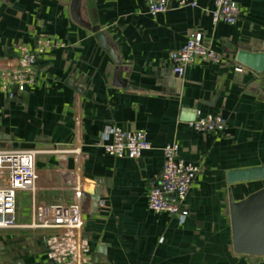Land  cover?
<instances>
[{
    "label": "crops",
    "instance_id": "0c3cea01",
    "mask_svg": "<svg viewBox=\"0 0 264 264\" xmlns=\"http://www.w3.org/2000/svg\"><path fill=\"white\" fill-rule=\"evenodd\" d=\"M191 1L151 15L144 0H82L87 27L73 19L72 0H0V59L48 42L34 86L14 88L13 99L0 89V149L39 150L34 196L17 193L19 221L30 220L35 204H80L91 257H50L52 235L66 230L13 228L0 229V264H264V255L234 251L230 217V196L242 200L264 180L227 182L230 170L264 165V72L236 60L239 49L264 50V0H236L233 25L213 23L215 0ZM193 32L222 59L194 62L180 77L169 53ZM199 112L220 113L226 130L197 132L187 118ZM114 126L145 130L151 148L138 158L107 154L100 142ZM172 141L201 168L183 219L148 207L150 180ZM60 167L68 172L58 175Z\"/></svg>",
    "mask_w": 264,
    "mask_h": 264
},
{
    "label": "built area",
    "instance_id": "2783aa9c",
    "mask_svg": "<svg viewBox=\"0 0 264 264\" xmlns=\"http://www.w3.org/2000/svg\"><path fill=\"white\" fill-rule=\"evenodd\" d=\"M151 15L166 11L169 6H194L191 0H144ZM240 5L236 0H215L212 12L213 23L223 21L233 25L237 22ZM48 42L37 49L25 44L18 46L17 55L13 58L0 59V89L6 90L10 99L15 97L14 88L20 90L34 86L39 76V66L45 54ZM174 64L175 73L182 77L187 67L194 62L218 64L222 59L221 52L214 49L200 32H193L187 42L169 53ZM242 72L243 67H237ZM189 124L201 133H222L227 128V121L220 113H197L195 120ZM105 152L116 157L138 158L151 148L147 132L140 129H123L114 126L111 139L100 142ZM60 157L74 153L78 157L81 151L57 150ZM39 150L34 149H0V229H59L66 233H55L52 239L56 242L50 252L51 258L63 257L79 251L80 263L91 260L88 243L81 237L82 217L80 204H35L32 217L27 222H20L17 213V193L30 191L34 196L38 173L36 159ZM164 163L160 173L150 180L148 207L154 212L185 218L182 204L190 193L201 170L200 166L185 161L180 156V146L176 141L163 147ZM58 175L68 172L60 167ZM74 175V173L72 174ZM73 232H75L73 234Z\"/></svg>",
    "mask_w": 264,
    "mask_h": 264
},
{
    "label": "water",
    "instance_id": "95a60500",
    "mask_svg": "<svg viewBox=\"0 0 264 264\" xmlns=\"http://www.w3.org/2000/svg\"><path fill=\"white\" fill-rule=\"evenodd\" d=\"M82 0H72L71 14L73 19L81 25L90 27L82 19ZM100 44L107 49L111 56L119 62L113 47L107 41L105 33L100 26L91 27ZM236 60L257 72H264V50L239 49ZM116 83L121 84L118 80ZM195 114L188 117L189 121L195 120ZM264 180V165L250 168H239L227 172L229 184ZM230 217L232 227V242L234 251L240 254L264 255V187L250 193L245 198L235 201L230 196Z\"/></svg>",
    "mask_w": 264,
    "mask_h": 264
}]
</instances>
